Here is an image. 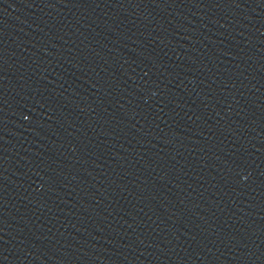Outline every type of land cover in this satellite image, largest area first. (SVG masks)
I'll return each instance as SVG.
<instances>
[{"label": "water", "instance_id": "1", "mask_svg": "<svg viewBox=\"0 0 264 264\" xmlns=\"http://www.w3.org/2000/svg\"><path fill=\"white\" fill-rule=\"evenodd\" d=\"M0 264H264V0H0Z\"/></svg>", "mask_w": 264, "mask_h": 264}]
</instances>
